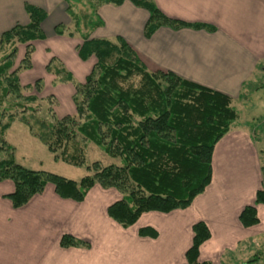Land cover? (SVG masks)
<instances>
[{"label": "crops", "instance_id": "crops-1", "mask_svg": "<svg viewBox=\"0 0 264 264\" xmlns=\"http://www.w3.org/2000/svg\"><path fill=\"white\" fill-rule=\"evenodd\" d=\"M152 1L167 17L201 27L160 26L145 37V8L130 0L120 4L95 0L92 10L99 24L88 28L86 34L97 39L119 36L148 70L171 71L224 93L237 111H263L264 96L258 89L264 88L256 81L260 70L264 74V0ZM25 3L47 13L42 22L45 38L36 40L34 46L35 72L40 68L54 80L45 67L55 58L75 80L84 81L95 63L94 56L87 60L79 57L82 38L78 34L54 31L59 24H70L65 0H0V33L16 23H28ZM56 85L51 94L57 102L67 103L74 93L72 84ZM65 108H59L62 114L67 113ZM260 149L247 125H233L214 146L210 183L188 207L143 213L126 228L107 215V206L119 198L113 189L96 184L78 202L59 197L53 185L47 184L24 205L14 207L5 197L13 191V182L0 181V264H186L185 252L197 221H203L210 232L199 247L198 260L229 264L220 259L249 241L250 230L264 215V205L258 204L257 225L243 227L238 219L261 188ZM145 227L154 229L156 236L139 234ZM62 235L85 245L62 247Z\"/></svg>", "mask_w": 264, "mask_h": 264}, {"label": "trees", "instance_id": "trees-1", "mask_svg": "<svg viewBox=\"0 0 264 264\" xmlns=\"http://www.w3.org/2000/svg\"><path fill=\"white\" fill-rule=\"evenodd\" d=\"M65 1L68 4L69 0ZM130 1L148 11L145 37L160 26L172 29L201 27L167 17L152 0ZM24 8L28 23H16L0 33V106L6 102L5 110L21 107L22 114L26 110L24 103L36 98L21 95L17 72L30 68L33 52L30 42L45 38L40 24L47 15L45 10L28 3ZM92 23L90 28L98 21ZM64 27L67 28L61 24L55 26V33L63 34ZM81 38L82 44L77 50L79 57L82 60L90 56L95 58L83 82L75 80L55 58H51L45 67L55 76L56 83L72 84L75 113L57 117L50 106L46 112L51 123H47L46 118L32 115L28 118L24 115L22 121L52 153L54 161L84 167L87 174L72 180L51 172L28 169L15 161V148L0 136V181L9 179L14 184L13 191L5 197L14 207H19L41 193L47 184L53 185L59 197L78 202L96 184L104 189L114 188L121 197L109 204L106 212L124 228L134 224L146 212L167 213L188 207L210 183L215 144L238 120V111L231 105V98L171 71L148 70L119 36L97 39L86 34ZM17 43L25 44V52L19 66L9 71L14 64ZM33 86L40 92L42 80L37 79ZM245 86L251 89V83ZM43 100L56 101L53 95ZM8 117L12 114L8 113ZM87 142L116 158L118 163L103 165L93 161L88 164ZM259 153L262 156L261 188L256 191L253 203L244 206L239 213L243 227L259 223L256 206L264 205V146ZM192 232L191 245L185 252L186 264H211L198 260L200 245L210 237L207 225L197 221L192 225ZM139 234L154 237L156 231L145 227L139 229ZM60 245L82 246L85 243L62 235Z\"/></svg>", "mask_w": 264, "mask_h": 264}, {"label": "rangeland", "instance_id": "rangeland-1", "mask_svg": "<svg viewBox=\"0 0 264 264\" xmlns=\"http://www.w3.org/2000/svg\"><path fill=\"white\" fill-rule=\"evenodd\" d=\"M94 1L95 0L68 1L67 15L70 17V24L67 28H63L64 33L70 32L72 34H78L79 36L86 35L88 28L94 24L92 22H95L97 19L92 10L93 4L95 3ZM42 22L40 24L41 30ZM30 44L33 47V52L30 57L31 66L28 69H19L17 73L19 84L22 87L21 95L24 97H34L36 100L24 103V109H26L24 114H22L21 107H12L9 110H5L7 107L6 102L2 107L0 106V136H4L8 144L15 148V161L22 166L31 170H43L68 179L79 180L82 176L87 174L86 169L84 167H75L61 161H54L52 153L47 150L46 146L39 139L30 133L28 127L22 121L24 115L27 118L32 115L38 118H46L45 120H47V123H51V119H49L48 116L49 113L46 112V108L50 106L57 117L73 115L75 113L72 96L68 97L67 103L65 102V104L61 101L60 103L57 102L55 96V103H49L45 100L42 101V98L53 95L51 92L54 91L53 88L56 87L58 83H56L49 74H43L40 68L35 72L33 53L35 51L34 46L37 44L36 40H32ZM16 47L17 53L14 58V64L9 71H13L19 66L25 52V44L17 43ZM261 72L262 70H260L258 74L261 77L256 83L262 85V88H264V74L262 75ZM35 73L37 76H34ZM40 77H44L45 80ZM37 79L42 80V89L40 92H37L33 88L34 82ZM258 90V92L261 93L260 96H264V89ZM10 98L12 99L13 97L10 96ZM11 99L10 101L12 102ZM241 101L242 99L240 103ZM63 105L66 106L65 109L67 110L65 114H62V111L59 109H63ZM238 110V120L234 125H247L253 140H256V144L259 148H262L264 146V109L263 111L251 108H239ZM8 113L12 114V117H8ZM34 129L36 130V128ZM85 153L86 162L88 164L93 161H99L103 165L118 163L116 158L109 157L92 142L86 143ZM259 160L260 162L262 161L261 155L259 156ZM108 189L116 191L117 194H119L118 199H120L121 195L117 190L114 188ZM250 234L249 241L247 240L241 245L239 244L233 252L227 251L220 260L223 263L227 262L229 264H264V215L256 228L250 230ZM214 264H218V262L216 261Z\"/></svg>", "mask_w": 264, "mask_h": 264}]
</instances>
